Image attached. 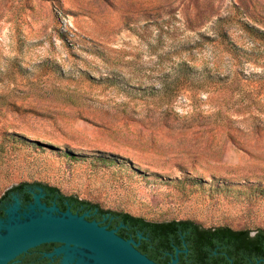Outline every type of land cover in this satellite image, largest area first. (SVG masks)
<instances>
[{"label": "rangeland", "instance_id": "374dc122", "mask_svg": "<svg viewBox=\"0 0 264 264\" xmlns=\"http://www.w3.org/2000/svg\"><path fill=\"white\" fill-rule=\"evenodd\" d=\"M264 231V0H0V198Z\"/></svg>", "mask_w": 264, "mask_h": 264}, {"label": "flooded vegetation", "instance_id": "af4514ba", "mask_svg": "<svg viewBox=\"0 0 264 264\" xmlns=\"http://www.w3.org/2000/svg\"><path fill=\"white\" fill-rule=\"evenodd\" d=\"M8 191L0 198V223L4 225L9 223L10 217H13V222L22 223L32 217L42 216L45 210H40L39 204H36V197L40 196L41 205L47 208L56 206L59 209L53 211L52 216L62 217L68 211L73 216H84L86 222H96L99 227L114 231L123 240H132V245L139 252L157 264H217L220 254L226 255L224 252H217L219 247L209 249L208 253H198L187 240L186 233L181 230L176 237L168 234V230L132 226L118 213L86 207L84 204L76 205L69 200L62 201L59 194L37 184L26 185L10 193ZM16 199L19 201V209L10 216L8 210L16 203ZM33 206L35 210L31 211ZM201 229L203 228L200 227L199 230ZM155 232L158 233L157 239L152 237ZM0 234H6L5 228L0 227ZM151 254H155L157 259L152 258ZM96 256L85 248L67 242L51 241L29 248L5 264H102ZM230 260V264H233V259ZM249 264H261V260L254 262L249 259Z\"/></svg>", "mask_w": 264, "mask_h": 264}, {"label": "water", "instance_id": "95a60500", "mask_svg": "<svg viewBox=\"0 0 264 264\" xmlns=\"http://www.w3.org/2000/svg\"><path fill=\"white\" fill-rule=\"evenodd\" d=\"M39 209L45 210L42 216L31 218L26 222L0 223L6 234H0V264H5L17 255L41 243L60 241L85 248L97 256L102 264H157L139 252L132 240L125 241L114 231L101 228L96 222H86L84 216L71 215L70 211L62 217L52 216L59 209L54 206L47 208L41 205L40 196L36 197ZM19 209V201L8 210L10 216ZM35 207H31V211Z\"/></svg>", "mask_w": 264, "mask_h": 264}, {"label": "trees", "instance_id": "16d2710c", "mask_svg": "<svg viewBox=\"0 0 264 264\" xmlns=\"http://www.w3.org/2000/svg\"><path fill=\"white\" fill-rule=\"evenodd\" d=\"M26 185L30 184L15 186L8 192L17 191ZM37 185L43 186L49 191H53L54 194H59L62 201L69 200L76 205L84 204L86 207L101 209L98 205L91 202L80 200L74 196H67L56 187L46 184ZM115 213H118L127 224L132 226L140 228H160L165 231L168 230V234L176 237L178 231L181 230L186 233L187 240L192 243V248L198 251V253H208L210 251L209 249L219 247L217 252H224L226 255L220 254V259L217 261V264H230V259H233V264H249V259L254 262L261 260V264H264V231H258L256 235L252 236L249 230H233L229 227H218L213 229L203 228L199 230L200 226L192 221L174 220L170 222H152L127 213ZM152 237L157 239L158 233L155 232L152 234ZM150 256L157 259L155 254H151Z\"/></svg>", "mask_w": 264, "mask_h": 264}]
</instances>
